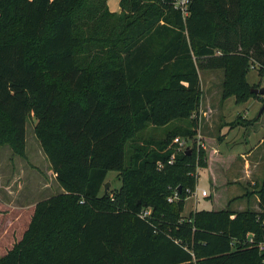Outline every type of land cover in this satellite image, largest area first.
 <instances>
[{
  "label": "trees",
  "instance_id": "1",
  "mask_svg": "<svg viewBox=\"0 0 264 264\" xmlns=\"http://www.w3.org/2000/svg\"><path fill=\"white\" fill-rule=\"evenodd\" d=\"M108 1L0 0V148L24 156L33 117L62 189L36 203L0 264H264V176L258 210L185 215L208 154L168 162L175 136L198 135L200 68L224 70L222 101L264 100L248 81L251 67L264 76V0H191L187 13L175 0H121V12ZM111 171L121 185L105 191Z\"/></svg>",
  "mask_w": 264,
  "mask_h": 264
},
{
  "label": "rangeland",
  "instance_id": "2",
  "mask_svg": "<svg viewBox=\"0 0 264 264\" xmlns=\"http://www.w3.org/2000/svg\"><path fill=\"white\" fill-rule=\"evenodd\" d=\"M199 72L202 99L198 135L186 138L183 147L174 142L176 136L170 142L171 148L179 152L188 149L193 152L195 147L199 149L203 145L209 159V168H197L198 183L193 193L196 192L187 198L184 214L188 215L195 208H257L256 190L264 176V100L253 96L237 103L234 96H229L221 105L224 70L200 68ZM248 81L251 85L260 83V87H264V76L261 77L254 67L249 70ZM207 90L208 94L218 97L214 105L207 101V95L204 94ZM35 122L33 117L27 120L24 156L14 153L10 145L0 148V257L22 238L36 203L62 192L56 174L35 135ZM187 123L186 120H180L163 127L150 125L139 133V140H163L176 124ZM207 136L212 140H208ZM255 146L257 149L253 153L254 164L250 167V174L243 153ZM216 148L221 153L216 154ZM246 158L253 159L250 156ZM117 174L116 171L109 173L108 190L120 187L121 180ZM203 189L207 190V196L203 197ZM215 200L218 201L213 205Z\"/></svg>",
  "mask_w": 264,
  "mask_h": 264
},
{
  "label": "crops",
  "instance_id": "3",
  "mask_svg": "<svg viewBox=\"0 0 264 264\" xmlns=\"http://www.w3.org/2000/svg\"><path fill=\"white\" fill-rule=\"evenodd\" d=\"M120 1L121 0H109L108 1V3H109V7H110V9L112 10V11H117V12H119V10L121 9V6H120ZM202 81V80H201ZM251 84V83H250ZM206 93V97H207V101L211 104L212 103V105H214V101H216L217 100V96L215 95V94H208V90L207 91H205L204 92V94ZM222 94V93H221ZM218 95V94H217ZM206 101V103H208ZM218 101V100H217ZM222 103H223V101H222V99L220 100V103L219 104H221L222 105ZM212 107V106H211ZM222 107V106H221ZM253 129V128H252ZM254 130V129H253ZM254 131H256V130H254ZM208 137V136H207ZM208 140H212V138H210V137H208L207 138ZM250 141V139H248L247 140V142H249ZM262 141H264V139H262ZM251 146H253V144L251 145ZM219 147V146H218ZM256 149H257V147L255 146V147H251V149L249 150V151H247V152H245V153H243V156H244V158H245V161H246V167L248 168V171H249V173L251 174V172L250 171H252V169L250 168L253 164H254V155H253V153H255V151H256ZM216 150H217V152H216V154H218L220 151H219V148L217 149L216 148ZM221 153V152H220ZM251 157V158H253V159H251V160H249V159H247L246 157ZM207 168H209V160H208V167ZM254 183V182H253ZM257 196V203H258V207L257 208H254V209H259V197H258V195H256ZM204 197V196H203ZM218 200H215L214 201V204L213 205H215L216 204V202H217ZM195 209H199V208H195ZM205 209H208V208H205ZM242 209H244V208H242V207H240L239 208V210H242Z\"/></svg>",
  "mask_w": 264,
  "mask_h": 264
},
{
  "label": "built area",
  "instance_id": "4",
  "mask_svg": "<svg viewBox=\"0 0 264 264\" xmlns=\"http://www.w3.org/2000/svg\"><path fill=\"white\" fill-rule=\"evenodd\" d=\"M190 1H191V0H175V6H176V8L181 9V10L183 11V13H187V9H188V5H189ZM218 53H220V52L218 51ZM199 119L201 120L200 111H199ZM200 124H201V123H200ZM185 141H186V138H184V137H182V136H177V137L174 138V142L177 143L178 145H180L181 147L184 146ZM202 146H203V145H202ZM169 148H171V145L169 146ZM177 152H179V150H174V152L172 153L171 157H170L169 160H168L169 163H173V162H174V160H175V158H176V154H177ZM158 167H159L160 169L163 168V167H164V162H159ZM195 192H196V191H195ZM195 192H194L193 194H195ZM207 193H208V192H207L206 189H203V190H202V195H203V196H207ZM196 195H198V194H196ZM178 196H179L178 192L175 191L174 194L168 198V200H169V201L176 200V199H178ZM148 214H149V211H146V212H144L143 214H141V216H142V217H145V216L148 215ZM260 249H261V250L264 249V244H261V245H260Z\"/></svg>",
  "mask_w": 264,
  "mask_h": 264
},
{
  "label": "water",
  "instance_id": "5",
  "mask_svg": "<svg viewBox=\"0 0 264 264\" xmlns=\"http://www.w3.org/2000/svg\"><path fill=\"white\" fill-rule=\"evenodd\" d=\"M251 91L256 93V94L261 95L262 97H264V87L263 88H261V87L260 88H252ZM263 110H264V104H263V107H262V112H263ZM187 151L191 152V149H188ZM109 185H110V182H107L106 186H105V191H108Z\"/></svg>",
  "mask_w": 264,
  "mask_h": 264
}]
</instances>
